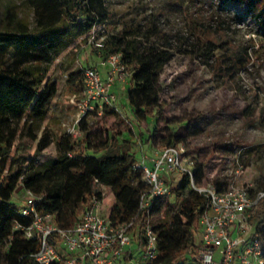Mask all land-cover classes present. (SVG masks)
<instances>
[{
    "label": "trees",
    "instance_id": "obj_1",
    "mask_svg": "<svg viewBox=\"0 0 264 264\" xmlns=\"http://www.w3.org/2000/svg\"><path fill=\"white\" fill-rule=\"evenodd\" d=\"M241 1L250 7H259L257 13L264 16V0ZM23 3L32 13L31 20L11 18L0 28V264H38L32 254L39 249L40 239L26 237L20 228L30 225L32 216L23 215L21 202L14 198L19 186L41 197L35 209L40 214H50L53 224L60 228L78 222L93 197L103 198L101 186H108L114 198L109 220L118 224L133 219L134 235L141 247L145 244V227L149 223L158 238L157 258L152 264H181L196 246L199 216L206 198L189 188L184 178L186 191L183 180L172 182V201L163 204L164 198H160L149 212L138 211L139 196L147 187L141 169L135 167L138 159L131 144L137 143L135 139L139 145L142 139L149 146L185 144V137L197 134L198 130L187 128L186 133H181L177 121L164 117L166 104L160 100L163 87L157 84L149 64L142 60L140 26L109 34L101 50L104 55L120 53L121 62L130 69L126 88L132 104L130 113L138 121L148 118L162 121L161 130L154 126L142 136L141 131L134 133L128 129L130 136L121 138L125 132L113 129L109 136L103 135L89 128L88 117L96 112L93 110L82 115L78 124L80 136L60 134L55 139L54 156L39 163L29 160L24 165L23 159L29 156L32 145L25 143L22 152L14 154L17 140L24 133L23 120L31 118L25 136L33 144L34 155L49 147L54 139L46 129L39 136L36 134L57 93V83L48 77L54 56L72 41L85 37L95 25L105 23L109 12L105 0H23ZM224 43L226 38L218 42L210 39L204 48L214 51ZM147 47L148 53L156 56L165 51L157 45ZM103 113L119 114L108 106L103 107ZM260 123L264 125V106L260 108ZM11 159L18 164L13 172L7 168ZM210 165L197 158V183L202 181ZM256 184V189H264V175ZM154 216L158 218L154 220ZM250 221L264 249V201L258 204ZM51 241L58 247L56 236Z\"/></svg>",
    "mask_w": 264,
    "mask_h": 264
},
{
    "label": "rangeland",
    "instance_id": "obj_2",
    "mask_svg": "<svg viewBox=\"0 0 264 264\" xmlns=\"http://www.w3.org/2000/svg\"><path fill=\"white\" fill-rule=\"evenodd\" d=\"M105 4L109 12L101 29L105 38L125 28L140 26L142 60L149 64L157 84L163 87L160 100L166 104L164 117L177 121L181 133H186L187 128L198 130L197 134L185 137L188 151L198 160L210 162L219 176L234 169L233 161L228 167L222 163L235 154L245 169L241 181L257 185L264 175V125L260 123V108L264 106V16L257 13L259 7H250L241 0H105ZM31 15L23 0H0V28L11 18L28 22ZM225 38L227 43L214 51L204 48L207 40L218 42ZM149 45L165 51L156 56L148 53ZM108 55L83 38L72 41L54 56L48 77L57 83V93L36 131L39 136L46 129L54 139L49 147L34 155L33 144L25 136L31 118L23 120L24 133L17 140L14 154L22 152L25 143L32 145L29 156L23 159L24 165L29 160L39 163L55 155L56 137L77 126L80 113L76 104L83 95V69L97 67L99 72L104 71L108 65L102 64V60ZM165 55L167 59H161ZM126 69L129 76L130 69ZM124 84L127 88L128 82ZM126 88L119 94L122 96L116 94L118 116L90 114L88 124L93 132L109 136L113 129H119L125 132L120 136L123 138L130 136L128 129L134 133L141 131L145 136L154 126L161 128L162 121L134 118ZM135 141L131 150L137 159L141 158V149L150 155L153 146L143 139L141 145ZM154 147L161 145L155 143ZM7 168L15 171L17 161L11 159ZM184 178L187 180L181 174H171L170 183L183 180L185 184ZM187 188L185 184V191ZM103 193L97 209L107 216L114 198L108 186H104ZM171 193L163 204L173 200ZM14 198L21 204L25 202L27 193L22 186L17 188Z\"/></svg>",
    "mask_w": 264,
    "mask_h": 264
},
{
    "label": "built area",
    "instance_id": "obj_3",
    "mask_svg": "<svg viewBox=\"0 0 264 264\" xmlns=\"http://www.w3.org/2000/svg\"><path fill=\"white\" fill-rule=\"evenodd\" d=\"M104 23L95 25L83 39L97 49L104 46L105 35L101 30ZM102 64H107L109 74L101 77L97 67H85L82 72L83 95L77 106V126L68 132L73 137L81 134L79 121L87 112L96 110L102 114L103 107L115 105L116 94L112 91L115 82H128V73L120 60V53H111ZM235 160V161H234ZM219 161H221L219 159ZM234 169L223 175L211 166L207 167L202 181H195L197 157L191 154L185 144L154 147L150 155L141 150V158L135 163L140 168L146 190L139 196L138 211H150L160 198L171 193V174L187 177L189 188L206 198L199 221L197 242L190 256L181 264H264V249L256 235L250 216L264 201V189H256L251 183L241 181L244 167L235 154L227 156L222 163ZM225 167V168H226ZM27 198L21 213L32 216V222L24 230L29 238L39 237L40 247L32 254L38 264H116L132 242L134 220L113 224L108 216L97 209L101 199L93 197L81 219L72 226L60 228L53 224L51 215L40 214L35 209V196L26 190ZM56 236L58 247L51 241ZM145 244L137 259L130 258L128 264H152L157 258V233L148 223L145 227Z\"/></svg>",
    "mask_w": 264,
    "mask_h": 264
},
{
    "label": "crops",
    "instance_id": "obj_4",
    "mask_svg": "<svg viewBox=\"0 0 264 264\" xmlns=\"http://www.w3.org/2000/svg\"><path fill=\"white\" fill-rule=\"evenodd\" d=\"M108 66L105 67V70L100 72L101 74V77L103 79H106L108 76H107V71H108ZM125 88H126V85L124 83H121V82H115L113 88H112V91L115 93V94H118V96H122V95H119L120 93H124L125 91ZM126 97V96H125ZM117 107V106H116ZM118 109V108H117ZM103 188L104 186H101V189H102V193H103ZM103 196H104V193H103ZM103 199V198H102ZM101 199V201H102ZM110 211V210H109ZM109 214V213H108ZM108 216V215H107ZM134 238V240H133ZM144 247V246H143ZM143 247L141 246H138L137 244V239L134 235V233H132V242L130 244V246L128 248H126L123 252V255L122 257L117 261L116 264H128V261L130 258H133V259H137L140 254H141V251L143 249Z\"/></svg>",
    "mask_w": 264,
    "mask_h": 264
}]
</instances>
